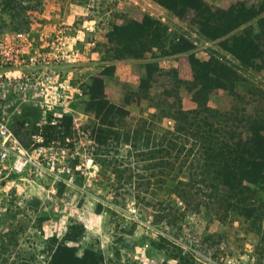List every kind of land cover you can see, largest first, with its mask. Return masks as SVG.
I'll use <instances>...</instances> for the list:
<instances>
[{"label":"rangeland","instance_id":"rangeland-1","mask_svg":"<svg viewBox=\"0 0 264 264\" xmlns=\"http://www.w3.org/2000/svg\"><path fill=\"white\" fill-rule=\"evenodd\" d=\"M238 1L248 7L262 2L203 3L222 23V9ZM148 19L153 28L144 35L139 27ZM199 19L193 10L176 15L159 0H0V32L18 27L25 33L38 57L33 70L49 75L50 88L43 96L49 108L25 103L14 120V132L24 144L31 145L32 134L39 133L48 149L43 166L32 173L0 174V264H51L58 246L79 258L94 251L100 264H264V181L252 186L253 202L263 205L254 217L244 214L236 198L231 207L217 203L221 184L210 192L208 206L187 209L174 191L182 180H189L193 191L203 189L200 177H190L202 171L192 155L182 170L178 162L172 167L173 179L155 185L163 204L155 205L154 199L140 208L126 192L133 185H122L92 156L96 146L90 132L95 119L86 110L85 98L97 76L104 80L107 98L130 110V124L148 118L143 133L152 130L151 140L174 129L173 121L162 117L167 109L164 94L180 95L186 109L196 105L188 83L193 80L192 56L225 64L234 80L233 89H215L210 95L213 107L239 118L264 119V67L249 77V69L230 52L236 35L210 39L222 33V26L203 32L206 28L197 23ZM255 22L260 29L258 52L264 59V12ZM182 45L189 49L176 51ZM154 64L158 69L150 79L149 95L137 99V88ZM64 115L73 117L72 138L46 143L52 130L43 120L58 124ZM127 149L121 146V154H128ZM202 200L201 193L188 198L192 205ZM166 205L186 212L177 225L163 219Z\"/></svg>","mask_w":264,"mask_h":264},{"label":"trees","instance_id":"trees-1","mask_svg":"<svg viewBox=\"0 0 264 264\" xmlns=\"http://www.w3.org/2000/svg\"><path fill=\"white\" fill-rule=\"evenodd\" d=\"M159 2L179 16L193 10L194 14L200 17L197 23L202 28H206L203 32H212L213 30L210 29L216 24L222 26V33L211 36L210 39L230 34L264 12V0L259 7L255 5L248 7L245 1H238L229 8L222 9L221 23L203 0H159ZM139 28L142 34H148L153 28V20L148 19ZM115 33L116 31L113 32ZM235 35L230 52L244 64L253 63L256 68H263L264 59L261 58L263 54L261 51L258 52L259 32H254L251 27H245ZM188 49L187 45H182L176 51ZM190 60L193 64V80L188 83L192 84L190 91H193L192 99L196 105L186 109L180 95L164 94L162 103L167 109L163 110L162 117L173 120L174 129L165 130L159 140H151L152 130L143 133L148 118L143 117L134 125L130 124L127 120L130 110L125 105L110 101L104 92L103 78L94 77L88 86L87 98H85L86 110L88 114L94 115L95 119L90 132L96 146L92 156L105 168L110 169L118 182L123 183L122 185H133V189L130 187L126 192L137 200L141 208L157 199L159 193L155 189L156 184L173 179L172 167L178 162L182 170L193 155L197 167L200 166L202 171L192 172L190 177H200L199 181L203 183V189L193 191V188L189 187V180L179 181L181 187H176L174 193L184 199L186 208L197 211L201 205L208 206L210 192L221 184L222 190L216 202H223L231 207V199L236 198L237 203L244 207V214L247 217H254L263 206L262 203L258 205L256 201L253 202L255 199L252 195L254 192L252 186L264 181V119L239 118L237 115L233 116V112L221 113L218 108L210 106L208 101L215 89L234 88V80L229 77V68L223 63L220 65L215 59L200 61L192 56ZM149 68L150 71L147 70V76L142 78L135 93L137 99H146L149 95L150 79L154 70L158 69V65L154 64ZM171 97L174 102L169 101ZM155 110L158 111L157 106ZM150 115L153 118L150 119L151 123H154L155 112ZM72 126L71 115L62 116L58 124L47 120L45 127L52 131L48 136L46 134V143L58 137L63 142L72 138ZM55 128L61 130L54 131ZM123 145L128 146L126 155L120 152V147ZM174 151L175 155H173ZM199 193L203 195L202 202L192 205L188 198ZM157 200L156 203L154 202L155 205L163 204L159 199ZM167 205L162 208L163 219L169 225H177L186 212ZM250 208L252 213H249ZM158 216L162 218L161 214ZM65 250L64 246H58L52 256L51 264H100L94 251L88 250V253L79 258L73 253L67 254Z\"/></svg>","mask_w":264,"mask_h":264},{"label":"built area","instance_id":"built-area-1","mask_svg":"<svg viewBox=\"0 0 264 264\" xmlns=\"http://www.w3.org/2000/svg\"><path fill=\"white\" fill-rule=\"evenodd\" d=\"M20 30L5 28L0 32V174L5 176L29 174L41 168L48 149L41 134H32V144L26 145L13 129L25 103L49 108L43 97L50 89L49 75L33 70L38 57L31 41Z\"/></svg>","mask_w":264,"mask_h":264},{"label":"crops","instance_id":"crops-1","mask_svg":"<svg viewBox=\"0 0 264 264\" xmlns=\"http://www.w3.org/2000/svg\"><path fill=\"white\" fill-rule=\"evenodd\" d=\"M256 20H257V18L253 19V20L250 21L249 23L245 24L243 27H241V28L235 30L233 33H234V34H235V33H238L239 31H242L245 27H251V28H253L254 32H258L260 29H259V27H258V24L255 22ZM255 23H256V25H257V28H256V26L254 25ZM261 29H264V25L261 27ZM235 59L239 61V63H240L241 66H245V67H247V68L249 69V71H250L249 77H250V76L252 77V72H253L254 70H255L256 73H258V69L253 65V63H250V65H249V64H246V63L244 64V63L241 62L237 57H235ZM253 61H256V60H253ZM257 63H258V61H256V64H257ZM256 75H258V74H256ZM218 89L227 90V89H224V88H218ZM208 102H209V105L213 107V105L211 104V100H210V98H209V101H208ZM170 120H171V119H170ZM172 121H173V120H172Z\"/></svg>","mask_w":264,"mask_h":264}]
</instances>
